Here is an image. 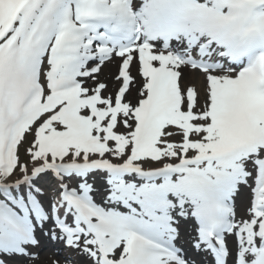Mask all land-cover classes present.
Masks as SVG:
<instances>
[{
  "label": "snow or ice",
  "instance_id": "6c2138e0",
  "mask_svg": "<svg viewBox=\"0 0 264 264\" xmlns=\"http://www.w3.org/2000/svg\"><path fill=\"white\" fill-rule=\"evenodd\" d=\"M0 264H264V0H0Z\"/></svg>",
  "mask_w": 264,
  "mask_h": 264
},
{
  "label": "bare ground",
  "instance_id": "6f19581e",
  "mask_svg": "<svg viewBox=\"0 0 264 264\" xmlns=\"http://www.w3.org/2000/svg\"><path fill=\"white\" fill-rule=\"evenodd\" d=\"M41 256H42L43 258L47 259V257H46V251L41 252Z\"/></svg>",
  "mask_w": 264,
  "mask_h": 264
}]
</instances>
